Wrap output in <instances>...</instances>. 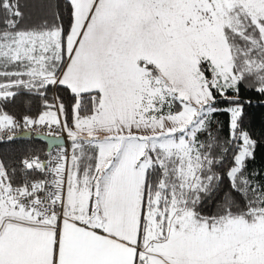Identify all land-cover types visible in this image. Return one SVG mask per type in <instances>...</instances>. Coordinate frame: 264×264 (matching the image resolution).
I'll return each mask as SVG.
<instances>
[{
    "label": "snow or ice",
    "instance_id": "6c2138e0",
    "mask_svg": "<svg viewBox=\"0 0 264 264\" xmlns=\"http://www.w3.org/2000/svg\"><path fill=\"white\" fill-rule=\"evenodd\" d=\"M27 6L0 0V142L47 128L71 148L0 159V264H264L242 127V91L264 98V0ZM21 93L39 110L8 111Z\"/></svg>",
    "mask_w": 264,
    "mask_h": 264
},
{
    "label": "trees",
    "instance_id": "16d2710c",
    "mask_svg": "<svg viewBox=\"0 0 264 264\" xmlns=\"http://www.w3.org/2000/svg\"><path fill=\"white\" fill-rule=\"evenodd\" d=\"M22 3H26L28 6L24 8L26 13V18L31 17L36 13V9L33 7V0H22ZM59 94L68 101V94L60 90L50 89L47 93L49 99L51 100L54 95ZM242 98L250 99L251 104L245 106V115L243 119L242 127L247 130L251 137L257 141L255 149V159L251 160L248 164L249 170H260L264 169V98L259 97L250 92L242 91ZM39 99L28 95L27 93H21L18 95L14 102L8 105V111L19 116L28 109H31L33 113L39 110L40 106ZM215 121H219L218 125L215 127L220 128L219 135L221 138L227 136V121L228 117L225 114H217ZM203 139V137H201ZM67 141V146L71 148L70 141ZM32 150H44L47 151L46 145L30 139L28 141L15 140L12 142H0V159L5 162H14L19 159V157L27 151ZM227 167V162L225 164Z\"/></svg>",
    "mask_w": 264,
    "mask_h": 264
},
{
    "label": "water",
    "instance_id": "95a60500",
    "mask_svg": "<svg viewBox=\"0 0 264 264\" xmlns=\"http://www.w3.org/2000/svg\"><path fill=\"white\" fill-rule=\"evenodd\" d=\"M30 139L39 141L46 145L47 151L52 150L54 147H57V145H63L65 146V140L63 138H56V137H48L44 135H32L28 133H21L17 136L16 140L19 141H28Z\"/></svg>",
    "mask_w": 264,
    "mask_h": 264
},
{
    "label": "built area",
    "instance_id": "2783aa9c",
    "mask_svg": "<svg viewBox=\"0 0 264 264\" xmlns=\"http://www.w3.org/2000/svg\"><path fill=\"white\" fill-rule=\"evenodd\" d=\"M21 133H28V134H30V136H32V135H44V136H48V137H54L53 135H50L49 134V130L47 128H40L37 131L24 130ZM60 137L65 140V147H67L69 149V151H70V148L67 146V141H66L67 140V137H66V135H62V134H59L58 133V138H60ZM55 148L56 147H54L53 149H55Z\"/></svg>",
    "mask_w": 264,
    "mask_h": 264
}]
</instances>
